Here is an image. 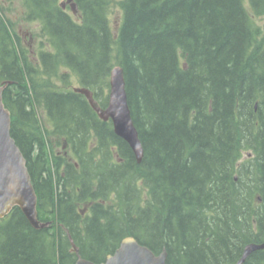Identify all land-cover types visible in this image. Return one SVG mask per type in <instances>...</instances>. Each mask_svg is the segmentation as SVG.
Listing matches in <instances>:
<instances>
[{"label": "trees", "instance_id": "1", "mask_svg": "<svg viewBox=\"0 0 264 264\" xmlns=\"http://www.w3.org/2000/svg\"><path fill=\"white\" fill-rule=\"evenodd\" d=\"M21 1L48 48L32 61L0 15L2 100L50 224L36 229L12 207L0 217V264H73L70 238L100 262L131 235L165 248L166 264H235L246 243L264 242V29L254 20L264 0H118L113 24V0H73L76 13ZM115 64L140 162L73 90L75 79L104 107ZM63 142L67 157L55 153ZM242 264H264V248Z\"/></svg>", "mask_w": 264, "mask_h": 264}, {"label": "water", "instance_id": "2", "mask_svg": "<svg viewBox=\"0 0 264 264\" xmlns=\"http://www.w3.org/2000/svg\"><path fill=\"white\" fill-rule=\"evenodd\" d=\"M71 11H77L73 0H66ZM65 3H62L64 5ZM109 89L107 104L101 107L87 87H74L73 90L85 95L98 117L110 120L115 135L123 139L131 148L135 160L140 162L143 148L138 132L134 126L125 89L123 68L115 64L109 71ZM9 81L0 83V217L5 216L14 206L22 213L34 228L40 229L50 221H40L37 215V196L26 167V160L10 134L11 117L2 100V91ZM76 259L73 264H166L167 251L162 248L158 253L141 244L131 235L124 236L112 253L106 254L104 260L94 262L78 253V247L70 238ZM264 248V242H248L244 245L235 264H242L255 250Z\"/></svg>", "mask_w": 264, "mask_h": 264}, {"label": "rangeland", "instance_id": "3", "mask_svg": "<svg viewBox=\"0 0 264 264\" xmlns=\"http://www.w3.org/2000/svg\"><path fill=\"white\" fill-rule=\"evenodd\" d=\"M64 1V0H61ZM63 3V2H62ZM118 0H113L110 10V20L113 24L117 23V19L120 17L121 12L119 9ZM24 6L21 0H0V15L3 16L4 21L8 25L10 32L13 35L19 36L20 46L22 49L26 50L27 54L32 61L35 60V54H37L40 47L41 49H46L48 46L45 42V38L40 33V25L37 21H26L24 19ZM1 16V17H2ZM256 24L264 29V18L263 17H255ZM109 81V77H108ZM62 85V82L56 81ZM78 86L77 80L74 79V85ZM39 121L41 127H45L49 131L51 130L50 121L47 119L45 114L40 111ZM42 127V129H44ZM51 138L52 141V134L50 133L48 138ZM54 140V139H53ZM55 144V143H54ZM55 150L63 152L62 145L55 148ZM251 156L250 151H243L242 157L240 160L245 159L246 157Z\"/></svg>", "mask_w": 264, "mask_h": 264}, {"label": "flooded vegetation", "instance_id": "4", "mask_svg": "<svg viewBox=\"0 0 264 264\" xmlns=\"http://www.w3.org/2000/svg\"><path fill=\"white\" fill-rule=\"evenodd\" d=\"M64 144L62 145V148H63V152H61V151H58V150H55V153L56 154H62V155H64V156H66L67 157V155H68V153H69V151L68 150H66L65 149V145H66V143L65 142H63ZM68 159H70V158H68ZM88 208H89V205L88 206H86L85 208H83L82 209V213H85L87 210H88Z\"/></svg>", "mask_w": 264, "mask_h": 264}, {"label": "bare ground", "instance_id": "5", "mask_svg": "<svg viewBox=\"0 0 264 264\" xmlns=\"http://www.w3.org/2000/svg\"><path fill=\"white\" fill-rule=\"evenodd\" d=\"M107 104V103H106ZM106 106V105H105Z\"/></svg>", "mask_w": 264, "mask_h": 264}]
</instances>
